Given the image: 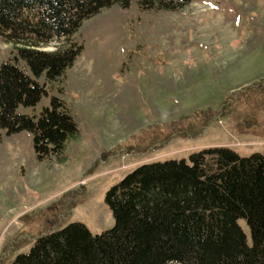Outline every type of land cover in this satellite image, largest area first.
<instances>
[{
	"label": "rangeland",
	"instance_id": "374dc122",
	"mask_svg": "<svg viewBox=\"0 0 264 264\" xmlns=\"http://www.w3.org/2000/svg\"><path fill=\"white\" fill-rule=\"evenodd\" d=\"M72 38L84 46L73 66L52 82L42 75L46 94L18 107L38 115L52 96L65 102L80 128L65 161L40 160L27 130H0V264L68 223L95 236L112 228L106 193L138 165L188 162L214 146L264 155V0H191L178 10L113 4ZM15 55L0 34V66Z\"/></svg>",
	"mask_w": 264,
	"mask_h": 264
},
{
	"label": "trees",
	"instance_id": "16d2710c",
	"mask_svg": "<svg viewBox=\"0 0 264 264\" xmlns=\"http://www.w3.org/2000/svg\"><path fill=\"white\" fill-rule=\"evenodd\" d=\"M178 10L191 0H0V34L16 55L0 66V130H27L40 160L57 156L80 128L65 102L51 97L38 115L18 112L46 94L83 50L73 34L113 4ZM55 50H44L54 40ZM24 61L29 72L19 65ZM1 138V135H0ZM114 226L92 234L68 223L38 237L12 264H264V155L205 147L184 159L138 165L106 193ZM245 219L251 244L239 224Z\"/></svg>",
	"mask_w": 264,
	"mask_h": 264
}]
</instances>
